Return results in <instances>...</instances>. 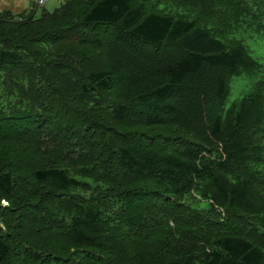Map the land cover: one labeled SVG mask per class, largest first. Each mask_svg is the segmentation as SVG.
<instances>
[{
	"label": "trees",
	"instance_id": "obj_1",
	"mask_svg": "<svg viewBox=\"0 0 264 264\" xmlns=\"http://www.w3.org/2000/svg\"><path fill=\"white\" fill-rule=\"evenodd\" d=\"M44 6L0 12V264H264V0Z\"/></svg>",
	"mask_w": 264,
	"mask_h": 264
},
{
	"label": "rangeland",
	"instance_id": "obj_2",
	"mask_svg": "<svg viewBox=\"0 0 264 264\" xmlns=\"http://www.w3.org/2000/svg\"><path fill=\"white\" fill-rule=\"evenodd\" d=\"M65 1L67 0H47L44 8L49 11H54ZM35 6L41 12L42 6H37V0H0V12L9 10L13 13L16 12L15 14H19L25 11L30 12ZM256 50V54L262 57V60L264 61V46H259ZM239 81L240 79L236 78L232 83V92L227 103L228 106L231 105L232 102L244 96V90L240 87Z\"/></svg>",
	"mask_w": 264,
	"mask_h": 264
},
{
	"label": "built area",
	"instance_id": "obj_3",
	"mask_svg": "<svg viewBox=\"0 0 264 264\" xmlns=\"http://www.w3.org/2000/svg\"><path fill=\"white\" fill-rule=\"evenodd\" d=\"M47 0H37V4L40 6H44Z\"/></svg>",
	"mask_w": 264,
	"mask_h": 264
},
{
	"label": "crops",
	"instance_id": "obj_4",
	"mask_svg": "<svg viewBox=\"0 0 264 264\" xmlns=\"http://www.w3.org/2000/svg\"><path fill=\"white\" fill-rule=\"evenodd\" d=\"M16 12H14V14H15Z\"/></svg>",
	"mask_w": 264,
	"mask_h": 264
}]
</instances>
